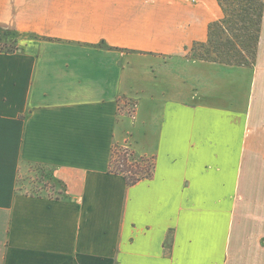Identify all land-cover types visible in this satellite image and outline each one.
<instances>
[{
	"label": "crops",
	"instance_id": "crops-1",
	"mask_svg": "<svg viewBox=\"0 0 264 264\" xmlns=\"http://www.w3.org/2000/svg\"><path fill=\"white\" fill-rule=\"evenodd\" d=\"M222 14L217 0H0V28L39 39L0 51V264L264 263L245 207L264 198V22L255 64L185 56ZM117 147L152 176L111 172ZM28 166L63 192L20 190Z\"/></svg>",
	"mask_w": 264,
	"mask_h": 264
},
{
	"label": "trees",
	"instance_id": "trees-1",
	"mask_svg": "<svg viewBox=\"0 0 264 264\" xmlns=\"http://www.w3.org/2000/svg\"><path fill=\"white\" fill-rule=\"evenodd\" d=\"M222 17L209 25L206 42L194 44L203 51L201 59L235 66L254 64L261 41L264 22V0H217ZM17 31L0 28V51L13 53L19 49L9 38ZM6 46V47H5ZM111 172L125 176L128 185L151 177L155 164L129 148H116Z\"/></svg>",
	"mask_w": 264,
	"mask_h": 264
},
{
	"label": "rangeland",
	"instance_id": "rangeland-1",
	"mask_svg": "<svg viewBox=\"0 0 264 264\" xmlns=\"http://www.w3.org/2000/svg\"><path fill=\"white\" fill-rule=\"evenodd\" d=\"M13 40L17 42L18 45L23 46L25 43L30 41H37L34 36L27 35V34H14L12 37L9 38L10 41ZM6 47V46H5ZM203 51L200 47H192L191 50L186 53V57L193 59V60H202ZM257 60V58H256ZM256 60L254 64L256 63ZM205 61V60H203ZM134 103H130L128 107V113L133 115L135 107L133 106ZM114 156V155H113ZM152 160L148 159L147 165L151 164ZM53 174L50 173L47 169L39 166H28L23 169L19 179V189L23 191H40L47 194H54V193H62L63 192V184L59 183L56 179L53 178ZM264 195V193H262ZM243 202V201H242ZM246 210H251L253 207L257 208L256 211H251V214H255V216H260L261 220L264 223V198L262 199H247L245 201ZM256 252V249L255 251ZM260 254V253H259ZM258 255V254H255ZM255 264H264V263H255Z\"/></svg>",
	"mask_w": 264,
	"mask_h": 264
},
{
	"label": "built area",
	"instance_id": "built-area-1",
	"mask_svg": "<svg viewBox=\"0 0 264 264\" xmlns=\"http://www.w3.org/2000/svg\"><path fill=\"white\" fill-rule=\"evenodd\" d=\"M194 1H197V0H194ZM135 107V105H133ZM134 113V112H133Z\"/></svg>",
	"mask_w": 264,
	"mask_h": 264
}]
</instances>
